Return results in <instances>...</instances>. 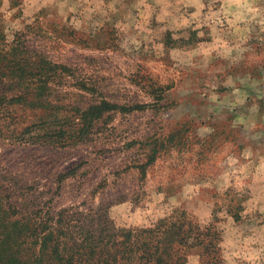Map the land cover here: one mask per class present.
Instances as JSON below:
<instances>
[{
  "label": "rangeland",
  "instance_id": "obj_1",
  "mask_svg": "<svg viewBox=\"0 0 264 264\" xmlns=\"http://www.w3.org/2000/svg\"><path fill=\"white\" fill-rule=\"evenodd\" d=\"M19 2L0 7L1 43L20 34L55 71L0 118L13 201L125 227L185 209L213 221L224 264H264V0ZM58 129L63 146L31 138Z\"/></svg>",
  "mask_w": 264,
  "mask_h": 264
},
{
  "label": "trees",
  "instance_id": "obj_2",
  "mask_svg": "<svg viewBox=\"0 0 264 264\" xmlns=\"http://www.w3.org/2000/svg\"><path fill=\"white\" fill-rule=\"evenodd\" d=\"M3 1L0 0V7ZM8 1L9 7L20 4L19 0ZM1 41L0 36V118L3 119L9 106L29 100L20 91L25 82L29 84L31 80V86L35 87V81L43 79V72L55 69L45 59L36 62L40 63L38 69L32 67L20 34L16 33L8 44ZM4 76L11 79L8 82L12 88L19 87L18 93L2 90ZM100 112L93 106L87 114L93 119ZM91 126L84 123L78 134L82 135ZM3 128L0 125V136H8ZM63 132L47 130L31 138L40 139L43 144L63 146ZM13 199L14 194L0 181V264H188L191 255L197 257L198 264H224L219 231L213 221L201 225L185 209H176L150 226L125 227L117 226L101 207L86 212L70 208L53 211L51 206ZM233 217L238 219L235 214Z\"/></svg>",
  "mask_w": 264,
  "mask_h": 264
}]
</instances>
